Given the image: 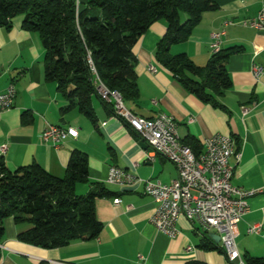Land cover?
Returning a JSON list of instances; mask_svg holds the SVG:
<instances>
[{"label": "crops", "instance_id": "0c3cea01", "mask_svg": "<svg viewBox=\"0 0 264 264\" xmlns=\"http://www.w3.org/2000/svg\"><path fill=\"white\" fill-rule=\"evenodd\" d=\"M212 1L214 7L202 13L189 36L171 44L169 50L185 53L195 65L204 66L213 52L211 35L223 31L219 48L237 47L238 51L225 61L230 86L215 97L217 104L200 100L156 60V47L166 29L165 21L159 19L132 47L138 98L123 105L146 118L162 112L171 115L179 138H193L197 153L214 134L234 139L237 155L230 158L231 182L258 190L248 198L249 209L237 224L234 243L244 264L247 257L264 262V23L260 28L243 24L264 11V0ZM21 19L15 16L9 28L0 27V90L10 83L15 87L12 106L1 114L0 145L5 144L6 150L0 160L11 171L35 162L62 177L71 151L77 149L87 155L89 182L103 183L110 194L95 199V216L102 224L99 234L60 247L20 241L18 233L31 224L6 217L0 264H183L192 260L238 264L239 258L228 259L219 249L218 229L205 231V240L204 231L181 216L175 237L157 230L149 220L155 202L144 193L143 184L145 180L169 183L177 177L175 165L160 155L148 158L147 146L95 94L91 97L94 123L77 108L62 111L65 98L54 82L44 78V49L38 35L24 30ZM254 67L262 69L256 77ZM47 124L74 127L77 136L66 137L54 147L41 138ZM110 165L134 173L139 180L131 185L107 183ZM89 188V183H79L76 192L82 194ZM114 198L120 202L115 204ZM254 223L260 224V232L247 233Z\"/></svg>", "mask_w": 264, "mask_h": 264}, {"label": "trees", "instance_id": "16d2710c", "mask_svg": "<svg viewBox=\"0 0 264 264\" xmlns=\"http://www.w3.org/2000/svg\"><path fill=\"white\" fill-rule=\"evenodd\" d=\"M213 7L212 0H79L77 6L73 0H0V27L9 28L15 16L22 17L21 27L36 33L44 49L45 80L54 82L65 98L61 110L77 108L94 123L91 97L97 95L96 77L116 91L123 104L138 98L132 47L159 19L166 29L156 47V60L200 100L217 104L215 97L230 86L225 61L238 48H219L204 66L195 65L185 53L169 50L171 44L185 40L202 13ZM105 103L114 114L112 104ZM192 141L182 140L198 155ZM87 175V155L77 149L71 151L62 177L35 162L11 171L0 160V239L6 217L30 223L17 238L44 248L96 237L102 224L95 216V199L110 192L103 183L89 182ZM79 183H89L90 188L78 194ZM246 264L264 262L247 257Z\"/></svg>", "mask_w": 264, "mask_h": 264}, {"label": "built area", "instance_id": "2783aa9c", "mask_svg": "<svg viewBox=\"0 0 264 264\" xmlns=\"http://www.w3.org/2000/svg\"><path fill=\"white\" fill-rule=\"evenodd\" d=\"M75 5L79 0H73ZM264 23V11L261 10L251 19L243 21L244 25L260 28ZM223 31L211 35V46L214 51L219 49V38ZM154 72L155 67H149ZM91 70L94 72L93 67ZM261 67H254L253 74L258 76ZM96 93L105 102L111 103L114 115L120 118L139 139L147 146V157L160 155L171 161L177 169V177L169 183L145 180L144 193L155 202L150 222L157 230L173 238L178 233L177 221L182 216L188 222L197 225L201 231L211 228L218 229L221 247L228 259H237L235 247L237 224L248 211V198L258 192L257 189H246L232 184V155H237L234 139L225 134H214L204 141L201 150L202 162L190 159L188 150H183V142L177 134L175 119L166 113L146 118L131 111H126L116 91L106 90L95 80ZM15 97V87L10 83L0 90V119L4 110L10 108ZM74 127H61L47 124L41 138L54 147L66 137H76ZM6 150L5 144L0 145V153ZM139 178L130 171H121L110 165L105 181L107 183L131 185ZM115 204L119 203L114 198ZM260 224L254 223L247 228V233L258 234ZM238 264H241L239 261Z\"/></svg>", "mask_w": 264, "mask_h": 264}, {"label": "bare ground", "instance_id": "6f19581e", "mask_svg": "<svg viewBox=\"0 0 264 264\" xmlns=\"http://www.w3.org/2000/svg\"><path fill=\"white\" fill-rule=\"evenodd\" d=\"M95 80L98 82V85L101 86V88H105L106 90H108L99 80L98 78L96 77ZM119 100L121 101V98L119 96ZM122 103V106L123 108L126 110V111H130L128 110L124 105H123V102L121 101ZM183 150H188L189 153H190V159L193 160L194 162H202V155H201V152L198 154V155H195L187 145L183 144ZM4 153H0V156H2ZM116 168H119L118 166H115ZM121 171H125L123 169H121ZM237 258L240 259V256H239V253H237ZM241 261V264H244L243 261L240 259Z\"/></svg>", "mask_w": 264, "mask_h": 264}, {"label": "water", "instance_id": "95a60500", "mask_svg": "<svg viewBox=\"0 0 264 264\" xmlns=\"http://www.w3.org/2000/svg\"><path fill=\"white\" fill-rule=\"evenodd\" d=\"M142 143L146 146V144L144 142H142Z\"/></svg>", "mask_w": 264, "mask_h": 264}]
</instances>
